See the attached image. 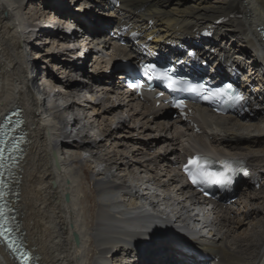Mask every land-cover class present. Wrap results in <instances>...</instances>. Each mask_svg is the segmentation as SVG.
Wrapping results in <instances>:
<instances>
[{
    "label": "bare ground",
    "instance_id": "bare-ground-1",
    "mask_svg": "<svg viewBox=\"0 0 264 264\" xmlns=\"http://www.w3.org/2000/svg\"><path fill=\"white\" fill-rule=\"evenodd\" d=\"M55 1L71 2L70 13L85 15L88 33L98 39L113 22L140 28L145 39L156 35L152 44L159 48L188 39L193 48L196 35L214 33L220 56L233 64L245 57L244 77L255 87L251 110L258 114L214 116L199 107L194 115L203 133L196 134L155 102L141 109L113 104L104 82L111 56L102 54L89 71L77 66L89 39L71 41L68 13L50 8L49 0H0V125L18 106L31 133L14 202L27 248L41 264H197L194 253L173 247L140 259L138 241L157 231L175 243L190 235L207 264H264V0H121L119 8L107 0ZM84 6L89 14L80 12ZM95 7L116 18H100ZM218 18L224 21L217 24ZM30 50L36 57L48 53L42 62L57 70H38L41 58L32 59ZM118 54L136 51L124 47ZM42 73L44 83H35ZM79 74L90 80H78ZM197 147L238 155L254 166V178L234 204L219 203L209 212L196 206L194 196L178 198L176 192L191 190L170 166ZM0 264H19L1 239Z\"/></svg>",
    "mask_w": 264,
    "mask_h": 264
},
{
    "label": "snow or ice",
    "instance_id": "snow-or-ice-1",
    "mask_svg": "<svg viewBox=\"0 0 264 264\" xmlns=\"http://www.w3.org/2000/svg\"><path fill=\"white\" fill-rule=\"evenodd\" d=\"M206 35H211V33H205ZM191 55V53H190ZM151 67L153 71H155V66H146V68ZM145 75H147V71H145ZM176 82L171 81L169 83V87H172ZM142 85L139 83H133L130 85L132 88H138ZM229 87H231L229 85ZM193 91L196 90L195 86L192 89ZM220 94V90H217L214 93H210L209 96L203 97L204 99H210L216 95ZM237 100L241 99L240 97H236ZM181 102H176V106L180 107ZM3 149H0V158H2ZM200 158L196 159H189L188 164L184 166V171L188 174L189 179L193 185H199V184H211V183H219V184H225L231 182V175H225L224 172L217 173V172H211L206 171L203 169L202 166L197 164V161ZM226 171L228 173L234 174L237 169L232 168L231 166L227 165L226 163ZM245 175L247 173L245 172ZM0 216H2V213H0ZM9 230L5 228V224L2 220H0V237H4L6 240L9 241L8 246L13 247V245L16 243L15 241L11 240V237L7 234ZM139 244L143 246V249L146 254H153L154 252H157L159 250H167L173 247L174 240L169 238L167 235H165L163 232L160 234H157L156 232L148 233L142 240L138 241ZM14 251H19V247H16L13 249Z\"/></svg>",
    "mask_w": 264,
    "mask_h": 264
},
{
    "label": "rangeland",
    "instance_id": "rangeland-1",
    "mask_svg": "<svg viewBox=\"0 0 264 264\" xmlns=\"http://www.w3.org/2000/svg\"><path fill=\"white\" fill-rule=\"evenodd\" d=\"M39 5V3H36V5ZM79 8H80V6L79 5H76L75 6V9L76 10H79ZM83 8H85V6L83 7ZM82 8V9H83ZM87 9H89V8H87ZM90 9H92V8H90ZM90 11V10H89ZM91 12L92 13H95L96 12V10L95 9H93V10H91ZM41 21H44V23L47 21V19L46 20H43V17L40 19ZM45 26H46V24H45ZM44 26V27H45ZM47 28V27H46ZM48 29V31H50L51 29L50 28H47ZM39 33H41V32H39ZM44 42V41H43ZM43 45H46V49L47 48H49V47H51V45L52 44H50V45H47V44H43ZM47 46H49V47H47ZM61 48V47H60ZM59 48V49H60ZM36 49V48H35ZM59 49H57L56 50V52H58L59 51ZM37 50V49H36ZM43 53H40V55H42ZM69 55V54H68ZM32 56V59H36L37 61H39V59L41 58V62H37V67H38V70L41 68L42 70H44V71H47V70H50V71H56L57 69L55 68V66L54 65H52L51 63H50V61H48L47 59H45V62H42L43 60H44V58H46V57H48L49 56V54L48 53H46V54H44L43 55V57H36L37 55H35L33 52H31V50H30V57ZM35 57V58H34ZM86 67H88V71L89 70H91L92 68L89 66V64L86 66ZM54 69H56V70H54ZM246 69L248 70V63H247V65H246ZM57 73V72H56ZM58 75H59V73H58ZM65 75V74H64ZM74 75V74H73ZM73 75H71V76H73ZM45 77V75L42 73V79ZM42 79H40L39 77H37L36 76V79H35V83H41V82H43L44 83V79L42 80ZM46 81V80H45ZM71 81V80H70ZM44 86H43V84H42V88H43ZM92 117H93V115H92ZM130 124H132V123H130ZM74 137H68V140H71V141H73L74 139H73ZM197 145V144H196ZM198 146V145H197ZM260 202L261 201H264V198H261L260 200H259ZM259 216L260 215H258V218H259ZM180 218H182V217H180Z\"/></svg>",
    "mask_w": 264,
    "mask_h": 264
},
{
    "label": "water",
    "instance_id": "water-1",
    "mask_svg": "<svg viewBox=\"0 0 264 264\" xmlns=\"http://www.w3.org/2000/svg\"><path fill=\"white\" fill-rule=\"evenodd\" d=\"M7 230H9L7 234L11 237V240L16 242L14 245H18L17 247H19V250H21L22 248L19 246L20 244L17 242L18 236L13 231H11V229H7ZM28 264H31V262H29Z\"/></svg>",
    "mask_w": 264,
    "mask_h": 264
},
{
    "label": "built area",
    "instance_id": "built-area-1",
    "mask_svg": "<svg viewBox=\"0 0 264 264\" xmlns=\"http://www.w3.org/2000/svg\"><path fill=\"white\" fill-rule=\"evenodd\" d=\"M85 40H86V38H85V37H81V39H80V41H79V42L83 43ZM106 91H109V92H110V94H114V92H113V91H111V88H110L109 86H107V89H106Z\"/></svg>",
    "mask_w": 264,
    "mask_h": 264
},
{
    "label": "trees",
    "instance_id": "trees-1",
    "mask_svg": "<svg viewBox=\"0 0 264 264\" xmlns=\"http://www.w3.org/2000/svg\"><path fill=\"white\" fill-rule=\"evenodd\" d=\"M258 114V111L256 112V111H254V110H251V114H250V116H255V115H257Z\"/></svg>",
    "mask_w": 264,
    "mask_h": 264
}]
</instances>
